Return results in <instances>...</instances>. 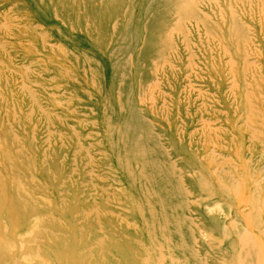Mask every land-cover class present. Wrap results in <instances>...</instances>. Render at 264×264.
Returning <instances> with one entry per match:
<instances>
[{
    "label": "rangeland",
    "instance_id": "obj_1",
    "mask_svg": "<svg viewBox=\"0 0 264 264\" xmlns=\"http://www.w3.org/2000/svg\"><path fill=\"white\" fill-rule=\"evenodd\" d=\"M0 184V264H257L264 0H0Z\"/></svg>",
    "mask_w": 264,
    "mask_h": 264
},
{
    "label": "bare ground",
    "instance_id": "obj_2",
    "mask_svg": "<svg viewBox=\"0 0 264 264\" xmlns=\"http://www.w3.org/2000/svg\"><path fill=\"white\" fill-rule=\"evenodd\" d=\"M126 1L127 0H117L116 2L112 0V3L114 5L124 4V3L126 4ZM179 6L178 5L176 6L178 7L176 9L179 10L178 11L175 10V11L178 12L180 15L184 14L186 11V6L183 5L184 7L182 6V8H180ZM125 10H126L125 14H131L129 9L127 8V5ZM126 29H128V27H126ZM125 33L127 34V30ZM130 151L131 148L129 150V153ZM135 153L139 155V152H132L130 155H135ZM141 153L146 158H144L145 160L143 159L140 162V165L144 169H147L151 175L156 176L154 180L152 179L153 176L151 177V180L153 182V189L149 191L144 197L145 201L147 202L153 201V211L151 212L149 216L150 220L148 221L149 223H151L150 228L152 226L156 233L158 234L160 233L161 235H163L164 238L167 239V241L169 242H173V243L179 241L182 242L181 238L183 234V229H182L181 217L179 215L178 216L175 215L176 208L173 205H170L169 203V199L172 196L182 197L183 195L182 185L179 182V180L172 175L171 171L167 167L160 164L156 165V163H152V165H150L151 167L147 165V163L149 162L148 154L145 151H141ZM5 159L7 160L6 162L10 160V158L8 157H5ZM151 168L156 170L157 173L155 171L153 173V170ZM182 203L183 202L181 201V204ZM137 212L140 213L139 210ZM251 238L253 239L250 240V242L248 243L249 250L251 251V253L255 255L256 260L258 261L257 264H264V261L262 260V258H264V242H261L258 237L257 240L254 237ZM147 254L148 257L144 259V264L149 263L148 258L151 259V250L148 249Z\"/></svg>",
    "mask_w": 264,
    "mask_h": 264
}]
</instances>
